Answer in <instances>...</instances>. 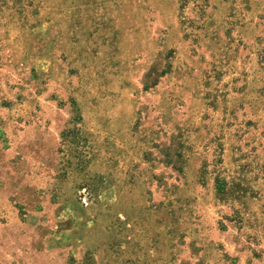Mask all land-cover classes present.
I'll return each mask as SVG.
<instances>
[{
  "label": "rangeland",
  "instance_id": "1",
  "mask_svg": "<svg viewBox=\"0 0 264 264\" xmlns=\"http://www.w3.org/2000/svg\"><path fill=\"white\" fill-rule=\"evenodd\" d=\"M0 264H264V0H0Z\"/></svg>",
  "mask_w": 264,
  "mask_h": 264
}]
</instances>
